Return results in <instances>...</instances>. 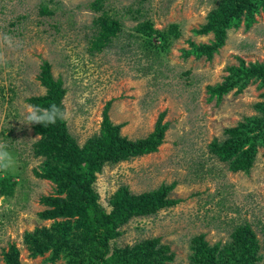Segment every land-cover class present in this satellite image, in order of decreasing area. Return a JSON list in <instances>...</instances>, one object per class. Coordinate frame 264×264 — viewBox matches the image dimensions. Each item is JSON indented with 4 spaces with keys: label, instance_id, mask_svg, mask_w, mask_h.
Masks as SVG:
<instances>
[{
    "label": "rangeland",
    "instance_id": "rangeland-1",
    "mask_svg": "<svg viewBox=\"0 0 264 264\" xmlns=\"http://www.w3.org/2000/svg\"><path fill=\"white\" fill-rule=\"evenodd\" d=\"M224 1L0 0V144L12 157L10 166L0 169V264L15 251L19 264H69L55 247L33 257L25 240L28 232L65 221L39 217L48 209L41 198L58 197V187L37 177L47 158L36 153L41 135L25 121L28 100L46 94L40 82L44 62L66 91L64 121L80 146L99 133L108 103L111 121L123 125L122 135L131 140L148 137L164 115L167 131L159 150L107 164L93 188L107 212L123 187L139 195L176 183L169 197L181 202L131 220L111 241L113 250L159 238L174 256L163 264H193L195 237L204 235L223 251L235 230L248 225L260 243L254 264H264V150L249 174L230 171L212 152L227 129L257 114L264 89L250 85L221 99L210 91L231 67L264 64V10L250 28L243 18L239 28L230 29L212 60L187 56L192 44L214 42L212 32H200ZM101 18L115 33L92 49ZM148 29L165 32L168 40L161 42ZM65 232L74 241L80 234Z\"/></svg>",
    "mask_w": 264,
    "mask_h": 264
},
{
    "label": "trees",
    "instance_id": "trees-1",
    "mask_svg": "<svg viewBox=\"0 0 264 264\" xmlns=\"http://www.w3.org/2000/svg\"><path fill=\"white\" fill-rule=\"evenodd\" d=\"M100 8L99 5L93 6L94 11ZM261 9L264 10V0H225L211 14L204 30L200 32L204 35L212 32L214 42L210 45L192 44V50L187 56L200 58L206 55L208 60H212L225 44L227 32L239 28L243 18L250 28L255 22V14ZM104 19L98 20L102 30L92 49H100L98 45H104L115 33L113 25ZM148 30L161 38V42L162 39L168 40L165 32ZM40 82L46 88V94L32 97L28 103L42 108L55 103L62 110L66 91L62 88V82L53 78L48 62L43 63ZM250 85L264 89V64L247 65L242 62L239 67H231L223 83L211 87L210 91L212 96L217 95L221 99L233 91L241 94ZM261 96L263 101L255 105L256 115L244 118L235 128L227 129V137L212 144L213 154L228 165L232 172L249 174L258 159L259 150H264V93ZM110 104L104 110L99 133L84 146H80L70 135L64 119L46 127L33 124L35 133L41 135L36 153L47 158L45 166L36 175L56 183L58 187V197L41 198V203L48 209L39 213V217L42 220L65 219L50 229L38 228L35 232L25 234L33 257L43 255L55 247L58 253L65 254L64 259L69 264H163L166 260H173L172 254L167 255L170 248L161 245L159 238L147 239L125 248H111V241L120 235L121 228L131 220L156 215L164 209L175 207L181 201L169 197L177 186L173 183L163 184L156 190L139 195L123 187L111 198L110 212L105 211L99 203V195L93 184L104 166L156 153L164 144L167 131L162 115L148 137L131 140L122 135L123 125L111 121L108 113ZM67 228L80 232L81 239H69L68 232H65ZM232 239L231 246L223 249L227 251V257H224L219 245L211 247L204 235L195 237L192 241L193 264H254L259 260L260 243L250 226L238 227ZM15 252L7 257V264H19Z\"/></svg>",
    "mask_w": 264,
    "mask_h": 264
},
{
    "label": "clouds",
    "instance_id": "clouds-1",
    "mask_svg": "<svg viewBox=\"0 0 264 264\" xmlns=\"http://www.w3.org/2000/svg\"><path fill=\"white\" fill-rule=\"evenodd\" d=\"M26 124L32 125H55L57 120L67 118V113L62 111L55 103H52L47 108H42L39 105H27L26 107ZM7 145L0 144V169L6 170L10 166L11 155L6 151Z\"/></svg>",
    "mask_w": 264,
    "mask_h": 264
}]
</instances>
